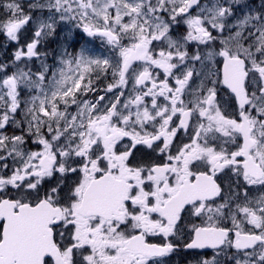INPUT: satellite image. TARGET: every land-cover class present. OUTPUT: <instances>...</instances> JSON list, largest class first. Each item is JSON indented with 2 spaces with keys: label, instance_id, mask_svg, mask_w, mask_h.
<instances>
[{
  "label": "snow or ice",
  "instance_id": "1",
  "mask_svg": "<svg viewBox=\"0 0 264 264\" xmlns=\"http://www.w3.org/2000/svg\"><path fill=\"white\" fill-rule=\"evenodd\" d=\"M0 37V264H264V0H0Z\"/></svg>",
  "mask_w": 264,
  "mask_h": 264
},
{
  "label": "flooded vegetation",
  "instance_id": "2",
  "mask_svg": "<svg viewBox=\"0 0 264 264\" xmlns=\"http://www.w3.org/2000/svg\"><path fill=\"white\" fill-rule=\"evenodd\" d=\"M98 43H99L98 41L95 42V44H97V45H98ZM89 45H92V44H89ZM225 91H226V90H225ZM221 96H222V98H223L224 100H227V96L225 95V92H224V91L221 92ZM151 239H155V238H151ZM204 251L211 252L210 249H208V250H204ZM173 264H177V258H174V259H173Z\"/></svg>",
  "mask_w": 264,
  "mask_h": 264
},
{
  "label": "rangeland",
  "instance_id": "3",
  "mask_svg": "<svg viewBox=\"0 0 264 264\" xmlns=\"http://www.w3.org/2000/svg\"><path fill=\"white\" fill-rule=\"evenodd\" d=\"M3 37H0V42H3ZM89 47H92L93 45H88Z\"/></svg>",
  "mask_w": 264,
  "mask_h": 264
}]
</instances>
